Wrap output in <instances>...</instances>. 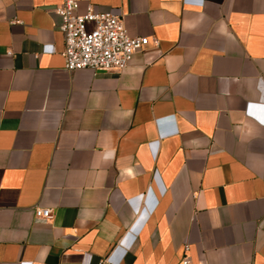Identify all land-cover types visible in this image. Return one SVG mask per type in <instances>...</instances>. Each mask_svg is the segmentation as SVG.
Here are the masks:
<instances>
[{
	"label": "crops",
	"instance_id": "crops-1",
	"mask_svg": "<svg viewBox=\"0 0 264 264\" xmlns=\"http://www.w3.org/2000/svg\"><path fill=\"white\" fill-rule=\"evenodd\" d=\"M62 2L0 0V264H264V0H78L150 39L108 71Z\"/></svg>",
	"mask_w": 264,
	"mask_h": 264
},
{
	"label": "built area",
	"instance_id": "built-area-1",
	"mask_svg": "<svg viewBox=\"0 0 264 264\" xmlns=\"http://www.w3.org/2000/svg\"><path fill=\"white\" fill-rule=\"evenodd\" d=\"M78 7V0H63L53 7L60 17L58 29L64 39V68L68 71L80 68L105 71L123 69L133 55L143 50L150 41L147 35L129 33L122 16L111 9L95 10L88 4L85 10L80 12ZM151 42L157 45L158 39L152 37ZM245 111L264 123V117L254 113L250 103ZM34 211L37 218L45 221L52 218L51 207L37 206ZM187 248L185 245L181 257L182 264H196L188 255Z\"/></svg>",
	"mask_w": 264,
	"mask_h": 264
}]
</instances>
